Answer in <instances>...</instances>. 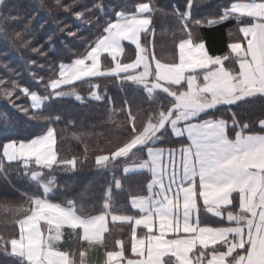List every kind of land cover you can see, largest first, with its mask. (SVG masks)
<instances>
[{
  "label": "snow or ice",
  "instance_id": "obj_1",
  "mask_svg": "<svg viewBox=\"0 0 264 264\" xmlns=\"http://www.w3.org/2000/svg\"><path fill=\"white\" fill-rule=\"evenodd\" d=\"M55 5L61 6V0H55ZM5 6L6 0H0V10ZM94 7L103 10L106 6ZM192 7L189 0L188 10L181 14L186 38L178 42V62L156 59L155 53L141 43L142 34L147 36L154 29L150 27L153 6L140 3L136 12L120 11L115 19L106 20L85 53L70 63H60L58 78L45 83V89H51L55 97H75L78 101L83 98L74 87L59 89L77 81L119 77L142 86L149 97L158 90L166 94L167 103L154 109L139 126L137 115L129 109V135L115 150L95 158L98 169L133 160L134 168L152 174L147 195L138 194V185L127 190L138 215L116 214L120 209L109 202L113 200L111 189L103 210L95 215L75 201L54 199L58 189L51 170L54 166L75 168L77 164L75 157L58 160L55 129L48 128L30 140L3 144V158L22 162L31 181L42 190V195L27 197L30 207L12 210L22 217L14 221L18 234L9 238L0 235V250L13 256L17 264H89L87 251L62 250L69 243L65 233L89 246L101 243L109 217L132 225L131 252L137 258L125 256L124 242L117 241L119 250L107 251L105 264H264V119L259 121L260 132L241 124L235 113L231 125L223 119H200L202 113L207 115L218 106H239L250 98L264 100V0H235L218 17L204 21L192 16ZM85 14L81 11L75 16L90 23ZM232 18L237 19V32L242 36L228 45L227 54L210 53L194 29ZM76 34L68 32L69 36ZM125 41L136 49L135 58L128 63L121 62ZM104 53L114 66L102 70ZM0 85L6 96L17 91L29 96L33 109H41L50 100L29 87H19L16 81L0 79ZM91 94L99 98L98 92ZM229 128L234 137L229 135ZM170 129L177 136L186 133L190 142L168 150L165 159L164 150L155 145ZM145 152L146 158L139 159L138 154ZM31 166L39 170L33 171ZM4 170L0 160V173ZM133 170L123 168L126 174ZM114 184L122 188L121 181L114 180ZM227 206H238L236 212L227 211L228 226L202 221V208L221 217Z\"/></svg>",
  "mask_w": 264,
  "mask_h": 264
},
{
  "label": "trees",
  "instance_id": "obj_2",
  "mask_svg": "<svg viewBox=\"0 0 264 264\" xmlns=\"http://www.w3.org/2000/svg\"><path fill=\"white\" fill-rule=\"evenodd\" d=\"M234 1L192 0V16L202 21L218 17L222 9ZM140 3L153 6L150 27L154 31L147 36L142 34L143 45L165 62L177 60L178 42L186 38L181 14L188 10L189 0H61V6H56L55 0H6V6L0 10V25L4 29L0 31V79L16 81L19 87H29L40 95H48L50 100L41 109H33L29 96L18 91L11 97L6 96L4 86L0 85V160L5 165L4 172L0 173V235L6 238L17 235L18 225L14 221L22 217L12 210L28 208V196L42 195V190L31 181L22 162H8L3 158L2 146L10 140H30L51 127L56 131L58 160L73 157L77 160L75 168L54 166L51 170L58 189L54 199L58 202L75 201L95 215L103 210L107 191L111 189L113 200L109 202L120 209L117 213H136L127 190L138 185V194L148 193L147 185L152 180L150 172L124 173L123 168L134 164L133 160L117 161L115 168L98 169L95 158L115 150L117 144L129 135V109L137 115L139 126L146 122L154 109L167 103L166 94L158 90L154 97H149L142 86L123 82L119 77L77 81L74 86L59 89L69 91L74 87L83 98L78 101L75 97H55L51 89H45V83L58 78L60 63H70L85 53L88 44L101 34L106 20L115 19V14L120 11L136 12ZM94 5L106 7L101 10ZM81 11H85V20L90 23L77 20L75 13ZM236 23L235 20L204 23L194 32L204 40L210 53L223 55L229 52V30ZM68 32L77 34L69 36ZM134 58L127 56V61ZM90 85H99V88ZM92 92H98L99 98ZM233 113L241 124L259 132V121L264 119V100L250 98L239 106H218V110H208V114L200 118L221 117L231 125ZM229 133L234 137L231 128ZM180 141L183 139L170 129L155 146L178 145ZM138 158L145 159L146 152L139 153ZM31 170L39 169L31 166ZM114 180L121 181V189L115 187ZM123 227L126 226L121 223L113 224L105 238L118 240L123 236L120 232ZM129 236L131 233L127 231L123 238L128 242L127 251ZM70 250L78 253L74 247ZM0 264H17V261L0 250Z\"/></svg>",
  "mask_w": 264,
  "mask_h": 264
},
{
  "label": "crops",
  "instance_id": "obj_3",
  "mask_svg": "<svg viewBox=\"0 0 264 264\" xmlns=\"http://www.w3.org/2000/svg\"><path fill=\"white\" fill-rule=\"evenodd\" d=\"M229 20H235L237 22V19H235V18H232V19H229ZM230 32L233 34V35L230 36L231 42H235L236 36H242V34L237 32V23L230 28L229 33ZM141 43H142V36H141ZM130 46H134V45H132L130 42H127V41L124 42V49L125 50H124V53L121 56V62L122 63H128V62H131L133 60L132 59L130 61H127V56L135 57L136 50L131 48ZM105 57H108L107 53H104L101 56V68H102V70L107 69L108 67H113L114 66V63H110L109 62L111 60V58L108 57V59L105 60ZM175 61L178 62V59L175 60ZM162 62L169 63V62H173V61H169V62L162 61ZM208 118H213V117H201L200 119H208ZM215 119H223V120L227 121L226 119L221 118V117L220 118H215ZM51 128L54 129V127H51ZM229 135L231 136L230 133H229ZM177 137L183 139V141H180L178 143V145L155 146L156 148H160V149L164 150L165 159L167 158L168 150H170V149H179L183 145H185V144L190 142L188 140V138H187L186 133L183 134V135L177 136ZM56 141H57V139H56ZM127 167H130V168L134 169L130 173H133V172L138 173V172L148 171L146 169H136V168H134V164L128 165ZM151 176H152V174H151ZM147 194L148 193H144L142 195H147ZM233 195L235 196L236 194H233ZM201 204H202V201H201ZM233 204L237 205V201L234 200ZM229 210L233 211V212H236V211H238V206L237 207L227 206L226 209L224 210L225 211V215L221 216V217H217L213 212L207 211V210L202 208L201 209V219H202V221H206L211 226H228L229 222L226 220V213ZM135 211H136V213H125V214H127V215H138V210H135ZM116 214H120V213H116ZM115 223H121L122 226H126V227H123V228L120 229V232L123 234V236L119 237L118 240H116V241L105 238V236L110 231V229L112 228L113 224H115ZM131 228H132L131 224L125 223V222H121V221H112L111 217H109V219H108V231L104 233V238H103V241L101 243L89 246L87 242H84L82 240L77 241V238L74 237V236L69 238L68 234L66 232L65 233V238L69 239V243L68 244H64L63 247H62V250H69L71 252L70 248L74 247V250L78 251V253L82 252V251H87L89 264H105L106 252L107 251L119 250L120 246L116 242L117 241H123L124 242V246H125V256H127L129 259H135V258H137L136 255L131 252V239H130V243H129V247H128L129 251H127L128 242L123 240V238L126 237L127 231H129L131 233ZM144 231H146V230H144ZM141 234H142V226L137 228V235L139 236ZM129 237H131V236H129ZM71 243H72V245H71Z\"/></svg>",
  "mask_w": 264,
  "mask_h": 264
},
{
  "label": "rangeland",
  "instance_id": "obj_4",
  "mask_svg": "<svg viewBox=\"0 0 264 264\" xmlns=\"http://www.w3.org/2000/svg\"><path fill=\"white\" fill-rule=\"evenodd\" d=\"M170 55H171V53L168 54V56H170ZM155 56H156V55H155ZM168 56H167V57H168ZM156 59H159V60L163 61L162 58H160V57H158V56H156ZM153 63H154V61H153ZM202 115H204V113H202Z\"/></svg>",
  "mask_w": 264,
  "mask_h": 264
}]
</instances>
